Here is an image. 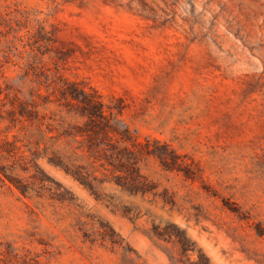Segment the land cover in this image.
Here are the masks:
<instances>
[{
  "label": "rangeland",
  "instance_id": "rangeland-1",
  "mask_svg": "<svg viewBox=\"0 0 264 264\" xmlns=\"http://www.w3.org/2000/svg\"><path fill=\"white\" fill-rule=\"evenodd\" d=\"M0 264H264V0H0Z\"/></svg>",
  "mask_w": 264,
  "mask_h": 264
},
{
  "label": "trees",
  "instance_id": "trees-1",
  "mask_svg": "<svg viewBox=\"0 0 264 264\" xmlns=\"http://www.w3.org/2000/svg\"><path fill=\"white\" fill-rule=\"evenodd\" d=\"M85 109L86 114L91 117L95 128L102 130L104 134H109L110 132L116 131L120 134H126L129 129L125 126V122L119 117H112L106 113L104 109L105 104L102 100H99L92 96V98L85 96ZM93 117V118H92ZM127 135V134H126Z\"/></svg>",
  "mask_w": 264,
  "mask_h": 264
}]
</instances>
